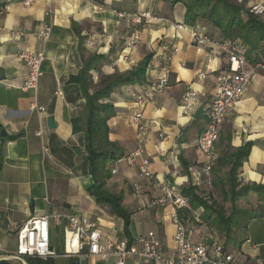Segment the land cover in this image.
Listing matches in <instances>:
<instances>
[{
    "label": "crops",
    "instance_id": "1",
    "mask_svg": "<svg viewBox=\"0 0 264 264\" xmlns=\"http://www.w3.org/2000/svg\"><path fill=\"white\" fill-rule=\"evenodd\" d=\"M27 1L0 0V150L4 162L0 172V260L16 255L17 227L35 217H48L52 246L61 256L54 259L56 264L59 260L64 264H98L101 261L95 257H63L74 248L67 220L57 223L55 216L74 214L89 216L98 223L102 245L107 244L108 236L116 242H133L154 232L161 240L162 252L174 257L176 208L151 205L162 197L160 186L164 183L180 193L194 186L201 194L209 182L204 172L207 159L198 139L207 125L206 110L218 91V76L229 66L215 28L202 20L195 27L186 25L185 5L172 4L171 0H31L28 6ZM258 3L264 6V0ZM143 13H150L152 18L141 25L120 17ZM178 25L187 29L179 30ZM46 26H51L52 34L43 41L38 35ZM192 29L208 36L204 47L193 44ZM12 31H21L24 36L15 40L10 36ZM135 31L140 33V40L131 47ZM25 51L45 56L43 76L35 90H24L28 67L19 55ZM209 56L214 60L207 69L201 62ZM91 57L101 58L97 70L91 72L94 84L102 76L126 75L140 66L147 67L143 84L120 86L108 101L116 111L107 122L108 141L116 159L108 163L111 177L104 191L122 198V206L130 215L128 234L125 221L91 194L95 178L87 159L86 136L75 133L72 124L73 119L85 114L86 100L81 86L70 80L81 73ZM258 59L253 60V67L260 63ZM164 66L170 67L169 86L145 108L141 120L144 132L139 137V126L134 123L139 112L136 93L142 85L157 83ZM202 73L207 74L205 80L199 79ZM188 90L199 94L197 105L189 110L183 106ZM49 117L57 125L54 130L48 128ZM3 131L7 136H2ZM248 143L252 148L239 171V182L258 187L263 197L256 213L259 218L244 225L248 233L236 235L238 240L227 245L235 253L237 264L264 261V70L260 68H255L242 100L220 128L214 169H230L228 165L219 167V159ZM140 148L151 162L155 181L141 178L140 159L135 166L126 161ZM113 169L117 174H112ZM193 218L200 223L201 215L194 213ZM54 224L62 226L61 254L56 249ZM189 230L193 242L220 239L206 224L195 233ZM117 261L118 257L109 256L103 263ZM124 261L152 264L133 257ZM8 262L22 264L19 260Z\"/></svg>",
    "mask_w": 264,
    "mask_h": 264
},
{
    "label": "built area",
    "instance_id": "2",
    "mask_svg": "<svg viewBox=\"0 0 264 264\" xmlns=\"http://www.w3.org/2000/svg\"><path fill=\"white\" fill-rule=\"evenodd\" d=\"M30 3L31 0L25 4L28 6ZM120 17L127 18L136 25H141L143 20L152 18L150 13L141 15L120 14ZM177 29L186 30L187 27L178 25ZM51 34V26H46L45 31L38 37L43 41H48L51 38ZM10 36L18 40L24 35L21 31H12ZM190 36L196 47H204L209 42L208 36L198 34L192 30L190 31ZM139 40L140 33L135 31L129 45L133 47ZM220 45L223 54L228 58L229 66L218 76V91L213 96L211 104L206 110L207 125L198 139V146L207 159L204 172L209 179V185H211L212 170L216 166L220 128L242 100L246 89L253 80L255 68L264 70V64H258L253 67L245 52L238 46L231 44ZM19 59L25 62L28 67V78L24 90L37 89L43 76L44 54L25 51L19 55ZM169 60L171 59L169 58ZM213 60L214 57L209 56L208 59L201 62V65L209 69ZM170 72V67L164 66L157 83L151 86L142 85L136 93L135 99L139 112L134 117V123L139 126V137H142L144 132V127L141 126L143 112L147 105L154 103L157 96L168 88ZM206 78V73H202L199 76L200 80H205ZM198 100L199 94L194 90H188L183 98V106L187 110L192 109L197 105ZM38 135L41 136L42 133ZM138 159H140L138 169L141 178L151 182L155 181L156 177L150 169L151 162L144 156L143 149L137 150L126 161L130 166H135ZM112 174H117V170L113 169ZM160 187L163 195L155 200L151 207L173 205L176 208V213L173 216V222L176 226V252L174 257H168L162 252L161 240L154 232L140 236L133 242L127 240L116 242L114 237L108 236L107 244L102 245V236L98 223L91 217L81 214L67 217L55 216L57 223H60L63 218L67 220V231L71 236V243L74 248L72 253L63 257L74 259L89 256L105 262L109 256H116L118 257L116 264H125L124 260L127 257L147 260L152 264H237L235 253L229 250L227 245L219 239H212L209 242H193L191 240V231L178 214L180 209H190L189 200L168 183H164ZM15 234L18 241L17 253L16 255L5 257L4 260H19L22 264H28L27 261L30 258L47 261L61 257L52 246L51 226L48 217L30 219L24 225L17 227ZM256 264H264V261L257 260Z\"/></svg>",
    "mask_w": 264,
    "mask_h": 264
},
{
    "label": "trees",
    "instance_id": "3",
    "mask_svg": "<svg viewBox=\"0 0 264 264\" xmlns=\"http://www.w3.org/2000/svg\"><path fill=\"white\" fill-rule=\"evenodd\" d=\"M172 4L183 3L186 7L185 24L191 27L197 23L207 21L215 28L216 40L220 44L236 45L242 49L250 64L261 55L259 64H264V21L253 15L243 7L229 4L224 0H171ZM192 31L206 35L196 29ZM100 57H91L81 73L71 78L72 83L79 84L86 100V109L83 116L72 120L74 132H84L86 136L87 159L90 164V171L95 178V185L90 189L91 194L98 203L110 206L113 214L125 221V232L128 234L130 221L129 213L122 206V198L111 195L104 191L107 179L111 177L108 163L116 159L113 145L108 141L107 122L116 114L114 106L108 101L113 91L120 86H135L145 82L147 67L140 66L126 75H114L111 77L102 76L98 84H94L91 72L97 70V63ZM93 91L92 93L90 91ZM252 144L229 151L218 161L219 167L229 166L227 180L217 179L212 183L215 188L221 187L224 195L230 194L231 201H235L236 195L246 196L250 191L260 192L261 189L255 186H243L241 191H236L241 186L239 182V171L243 162L251 152ZM3 153L0 150V172L3 168ZM222 169H213L212 173L220 172ZM182 194L189 200L190 209H180L178 214L185 222V219L194 217L197 210L203 209V220L210 222L211 226L225 235V244L229 245L238 240L233 229L243 220L245 223L259 218L249 213H238L226 217L224 212L216 210L209 201L201 196L198 189L190 186L183 190ZM243 218V219H241ZM28 264H56L54 259L47 261L38 258L28 259ZM0 264H11L6 260H0Z\"/></svg>",
    "mask_w": 264,
    "mask_h": 264
},
{
    "label": "rangeland",
    "instance_id": "4",
    "mask_svg": "<svg viewBox=\"0 0 264 264\" xmlns=\"http://www.w3.org/2000/svg\"><path fill=\"white\" fill-rule=\"evenodd\" d=\"M227 1L229 4L243 7L244 9L250 11L253 13V15L259 17L262 21H264V6L259 4V0H224ZM257 2V3H256ZM205 24H208L207 21H205ZM210 25V24H209ZM212 28L213 26L210 25ZM229 172V169H222L220 172H217L216 174L213 173L212 175V181L211 185L207 184L203 190L201 191V196L206 198L211 205H213L216 210H221L224 212V215L226 217H230L234 215L236 219L238 218V213H249L254 214L258 213V205L259 202H262V195H260L258 192L250 191L246 196H241L239 193L236 195L235 201H231L230 194L224 195L221 187L215 188L212 186V183L217 179H223L227 180V173ZM243 185L237 188V192L242 190ZM196 214L201 215L200 223L195 221L194 218H187L185 219V223L189 229L195 233L202 224H206L210 230H215L217 232V235L219 236V240L223 243H225V235L219 232L217 229L213 228L211 226V223L205 222L203 220V209H199L196 211ZM243 219V218H241ZM251 222H248V225H250ZM245 222L241 220L239 222V225L236 226L233 229L234 235H240L243 234L244 231L247 234L248 228L244 230ZM247 225V226H248ZM54 232L57 236L56 241V249H58V252L61 254L63 252V238L61 235L62 232V226H59L57 224H54ZM58 264H64L63 260H59ZM71 264V263H68Z\"/></svg>",
    "mask_w": 264,
    "mask_h": 264
},
{
    "label": "water",
    "instance_id": "5",
    "mask_svg": "<svg viewBox=\"0 0 264 264\" xmlns=\"http://www.w3.org/2000/svg\"><path fill=\"white\" fill-rule=\"evenodd\" d=\"M48 128H49L50 130H54V129L57 128V125L55 124V120H54L53 117H49V118H48ZM2 136H3V137L7 136V134L5 133V131L2 132ZM78 154L81 155L82 153L79 152ZM98 264H104V263H103V262H99Z\"/></svg>",
    "mask_w": 264,
    "mask_h": 264
}]
</instances>
